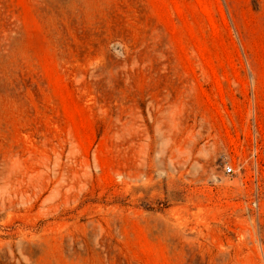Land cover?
Segmentation results:
<instances>
[{"label": "rangeland", "instance_id": "374dc122", "mask_svg": "<svg viewBox=\"0 0 264 264\" xmlns=\"http://www.w3.org/2000/svg\"><path fill=\"white\" fill-rule=\"evenodd\" d=\"M0 264H264V0H0Z\"/></svg>", "mask_w": 264, "mask_h": 264}, {"label": "built area", "instance_id": "2783aa9c", "mask_svg": "<svg viewBox=\"0 0 264 264\" xmlns=\"http://www.w3.org/2000/svg\"><path fill=\"white\" fill-rule=\"evenodd\" d=\"M254 156H256V153H254ZM242 169V167H238V169H236L235 167L228 165L225 167V173L228 175H236L237 173H239V171Z\"/></svg>", "mask_w": 264, "mask_h": 264}]
</instances>
